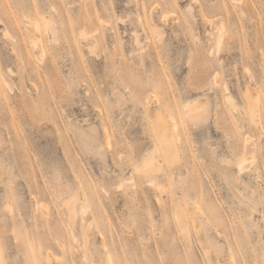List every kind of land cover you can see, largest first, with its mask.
<instances>
[{"label": "rangeland", "instance_id": "374dc122", "mask_svg": "<svg viewBox=\"0 0 264 264\" xmlns=\"http://www.w3.org/2000/svg\"><path fill=\"white\" fill-rule=\"evenodd\" d=\"M0 264H264V0H0Z\"/></svg>", "mask_w": 264, "mask_h": 264}, {"label": "bare ground", "instance_id": "6f19581e", "mask_svg": "<svg viewBox=\"0 0 264 264\" xmlns=\"http://www.w3.org/2000/svg\"><path fill=\"white\" fill-rule=\"evenodd\" d=\"M220 40H221V39H220ZM255 98H256V97H255ZM257 98H258V97H257ZM201 104H202V103H201ZM195 106H196V105H195ZM199 111H200V110H199ZM201 112H202V111H201ZM199 113H200V112H199ZM157 119H158V118H157ZM157 124L159 125V123H158V122H157ZM159 126H160V125H159ZM159 126H158V127H159ZM161 129H162V128H161ZM163 130H164V129H163ZM166 130H167V129H166ZM172 132H173V131H172ZM174 134H175V133H174ZM161 135H162V134H161ZM166 135H167V134H166ZM168 137H170V135H169V136H167V137H166V139H167ZM170 138H171V137H170ZM172 144H173V143H172ZM165 146H166V145H165ZM168 146H169V145H168ZM176 147H177V146H176ZM183 227H184V226H183Z\"/></svg>", "mask_w": 264, "mask_h": 264}]
</instances>
